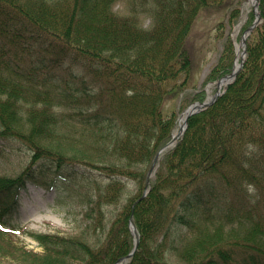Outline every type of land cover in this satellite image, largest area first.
I'll use <instances>...</instances> for the list:
<instances>
[{"label":"trees","instance_id":"trees-1","mask_svg":"<svg viewBox=\"0 0 264 264\" xmlns=\"http://www.w3.org/2000/svg\"><path fill=\"white\" fill-rule=\"evenodd\" d=\"M118 1L0 0V142L56 161L53 184L82 199L85 189L87 204L79 235L34 234L43 251L20 252L27 264H113L131 251L132 206L177 125L167 105L194 75L192 26L230 3L131 0L121 14ZM231 2L237 17L242 2ZM259 9L235 80L161 154L125 264H227L245 253L264 264V0ZM234 54L228 37L210 80L232 70Z\"/></svg>","mask_w":264,"mask_h":264},{"label":"rangeland","instance_id":"rangeland-1","mask_svg":"<svg viewBox=\"0 0 264 264\" xmlns=\"http://www.w3.org/2000/svg\"><path fill=\"white\" fill-rule=\"evenodd\" d=\"M231 1L240 0H230V3L222 8L206 9L194 21L190 34L195 61L194 75L186 91L167 105V108L178 109L175 130L179 128L182 113L196 101L195 92L203 89L204 100L215 93L217 81L225 74L213 80H210L208 75L219 60L227 38L233 39L235 63L238 56L237 46L241 43L245 30L255 20L250 0H241L237 17H232L234 3ZM130 7L131 0H120L116 3L115 9L121 14H130ZM151 20L149 15L142 14L145 26L149 25ZM12 38L23 42L21 38L14 36ZM31 155L32 150L20 142L12 147L10 141L0 142V211L3 206L8 204L11 206L10 211L2 215L0 213V223L9 226L8 230L0 229V232H5L4 238L0 237V264H27L21 259L20 252L24 250L42 252V247L34 234L77 236L87 222L85 189H82L83 199L77 193L60 192L53 184L54 179L60 177L57 169L52 167L56 161L39 158L33 162ZM132 190L131 192H134ZM176 201V198L172 199L173 203ZM111 211L115 214V206H111ZM246 256L238 255L228 264H245Z\"/></svg>","mask_w":264,"mask_h":264},{"label":"water","instance_id":"water-1","mask_svg":"<svg viewBox=\"0 0 264 264\" xmlns=\"http://www.w3.org/2000/svg\"><path fill=\"white\" fill-rule=\"evenodd\" d=\"M255 12L257 14V18H256V21L247 29V31L245 32L244 36H243V46H244V49H243V55L245 54L246 52V35L249 34V32L252 30V28L254 27V25H256L259 20H260V13L258 12V0H256L255 2ZM242 66V62L239 64L238 68L234 71H232L230 74L228 75H225V76H230L231 77V80H233L237 74V72L239 71V69L241 68ZM224 78V77H223ZM219 79V81L217 82V86H218V89L216 91V93L208 100H205V101H202V102H194L192 103L187 109H188V115H187V118L193 114L194 112H196L197 110H200L202 108H205V107H208L211 103H213L215 101V99L220 95V88H221V80L223 79ZM230 80V81H231ZM187 120V119H186ZM187 126V121H185V123L183 125L180 126L178 132H176L173 137L167 142L165 143L164 145H162L159 150L157 151V153L155 154L154 158H153V161H152V164L149 168V171H148V174H147V179H146V187H148L149 185V182H150V177L153 173V170L155 169V166H156V163H157V160L159 158V155L160 153L165 150L167 147L173 145L176 140L180 137L181 134H183L185 128ZM147 190L144 191L143 195L141 196V198H143L146 194ZM140 198V199H141ZM130 224H131V228L133 230V232L136 234V242H135V245H134V248L132 250V252H130L127 256H124L122 258L119 259V261H122L124 260L126 257H129L132 255L133 251L136 249L137 245H138V241H139V234H138V231L133 223V220L132 218L130 219Z\"/></svg>","mask_w":264,"mask_h":264},{"label":"bare ground","instance_id":"bare-ground-1","mask_svg":"<svg viewBox=\"0 0 264 264\" xmlns=\"http://www.w3.org/2000/svg\"><path fill=\"white\" fill-rule=\"evenodd\" d=\"M250 2L254 5L256 0H250ZM242 46H243V43L242 44H239L238 45V57L235 61V65H234V70H236L239 66V63L241 61V56H242ZM231 80V77L230 76H225L222 80H221V87L225 86L229 81ZM188 110L184 111L180 117V124L183 125L184 122H185V119L187 117V114H188Z\"/></svg>","mask_w":264,"mask_h":264}]
</instances>
